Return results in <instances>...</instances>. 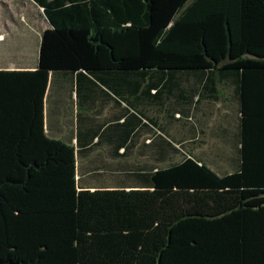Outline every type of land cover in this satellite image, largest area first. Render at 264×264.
<instances>
[{"label": "trees", "instance_id": "1", "mask_svg": "<svg viewBox=\"0 0 264 264\" xmlns=\"http://www.w3.org/2000/svg\"><path fill=\"white\" fill-rule=\"evenodd\" d=\"M31 1L50 25L37 68L0 71V264H264V0ZM52 72L146 77L153 97L230 84L234 167L181 145L152 191L79 189L75 148L45 133Z\"/></svg>", "mask_w": 264, "mask_h": 264}, {"label": "crops", "instance_id": "2", "mask_svg": "<svg viewBox=\"0 0 264 264\" xmlns=\"http://www.w3.org/2000/svg\"><path fill=\"white\" fill-rule=\"evenodd\" d=\"M37 65L2 64L0 71H34ZM175 78L170 82L176 85L153 97L156 91L146 77L103 74L100 83L83 73L50 74L45 133L75 148L79 189L152 191L153 172L180 161L181 145L217 171L218 162L233 160L235 141L222 133L227 121L213 118L226 107L216 101L217 91L233 87L226 83L224 88L208 74ZM207 128L209 140L204 137Z\"/></svg>", "mask_w": 264, "mask_h": 264}, {"label": "rangeland", "instance_id": "3", "mask_svg": "<svg viewBox=\"0 0 264 264\" xmlns=\"http://www.w3.org/2000/svg\"><path fill=\"white\" fill-rule=\"evenodd\" d=\"M48 27L49 24L42 10L32 1L0 0V65L10 66L11 64L26 63L29 66H34L35 63L37 64L41 33ZM220 112H222V108ZM219 116L222 118L223 113L219 114L218 111L214 114V120ZM218 126L214 124L213 130L217 131ZM209 130L210 128H207L205 131L206 140L210 139ZM230 132H228L229 135L232 134ZM230 161L228 163L218 162L216 166L222 170L230 171L234 167Z\"/></svg>", "mask_w": 264, "mask_h": 264}]
</instances>
